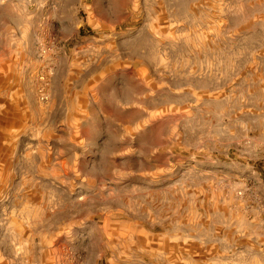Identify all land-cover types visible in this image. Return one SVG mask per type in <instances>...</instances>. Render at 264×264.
<instances>
[{"label": "rangeland", "instance_id": "374dc122", "mask_svg": "<svg viewBox=\"0 0 264 264\" xmlns=\"http://www.w3.org/2000/svg\"><path fill=\"white\" fill-rule=\"evenodd\" d=\"M0 264H264V0H0Z\"/></svg>", "mask_w": 264, "mask_h": 264}, {"label": "built area", "instance_id": "2783aa9c", "mask_svg": "<svg viewBox=\"0 0 264 264\" xmlns=\"http://www.w3.org/2000/svg\"><path fill=\"white\" fill-rule=\"evenodd\" d=\"M45 98V95L42 90H39V100H43Z\"/></svg>", "mask_w": 264, "mask_h": 264}]
</instances>
